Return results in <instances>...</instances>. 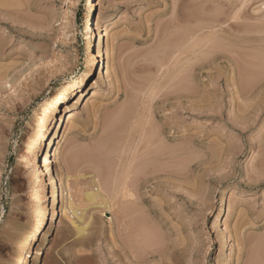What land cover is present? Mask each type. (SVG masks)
<instances>
[{
	"label": "rangeland",
	"instance_id": "obj_1",
	"mask_svg": "<svg viewBox=\"0 0 264 264\" xmlns=\"http://www.w3.org/2000/svg\"><path fill=\"white\" fill-rule=\"evenodd\" d=\"M235 1L97 0L96 9L90 0H0V264L31 262L26 244L42 230L41 175L32 166L40 120L86 69L98 29L108 64L78 102L70 99L75 115L53 163L60 214L46 220L52 233L37 264L129 263L124 200L105 204L109 172L121 171L128 149L109 122L134 94L152 111L148 131L162 136L154 144L170 148L158 153L159 171L139 177L138 201L129 200L153 229L140 262L264 264V0ZM182 34L180 44L190 43L183 56L174 46ZM65 204L82 233L62 215Z\"/></svg>",
	"mask_w": 264,
	"mask_h": 264
},
{
	"label": "bare ground",
	"instance_id": "obj_2",
	"mask_svg": "<svg viewBox=\"0 0 264 264\" xmlns=\"http://www.w3.org/2000/svg\"><path fill=\"white\" fill-rule=\"evenodd\" d=\"M237 1H235L234 4ZM241 1H242L241 4L243 5V6L242 5L241 6L244 7L245 6L244 3H246L248 0H241ZM90 2L92 5L91 7L97 9V6H98L97 0H90ZM236 4L235 5L232 4V5L236 6ZM238 8H240V7H238ZM236 9H237V7H236ZM239 10H241V9H239ZM238 13L239 12L237 11L234 15L231 16L232 20L239 17ZM227 16H229V15H227ZM216 18L218 19L220 17H218V15H216L215 17L212 18L213 21H215V22L219 21V19L217 20ZM211 23H213V22H211ZM207 25H209V22ZM217 25L219 26V24H216L214 26L216 27ZM198 26L199 25H197L195 29L203 28V26H201V27H198ZM205 26H206V24H205ZM209 27H210L209 29H211L212 25L211 26L209 25ZM206 28H208V26ZM194 30L192 29L191 32L193 33ZM222 30H224V29H222ZM197 33H198V31H197ZM184 34H186V35L188 34V36H190L189 34H191V33L189 31V32L184 33ZM184 34H182L183 36L180 35V38H179L180 41L175 42L174 43L175 45L173 44L174 46L178 45L177 51H178V53L180 51L181 55H182V53H183V55L186 53V52L184 53L185 48H187V46L190 45V43L187 42L189 44L187 46H185V48H184L183 45L180 44L182 41L181 39L187 40V38H188V36H186V38H184L185 37ZM193 35H194V33H193ZM195 35H197V34H195ZM93 36H94V34H93ZM103 36H104V31L102 29H98V38H97V34H95V41H96L95 47L96 48H93L94 52L88 57V59L86 61V69L78 77L73 78L65 86V88L61 90V93L56 97L54 104L49 108L47 113H45L46 115L43 116L44 118H42V120H40L41 122H40V125L38 127V134H37V145H36V147L34 149V153H33L32 166L41 175V178H40L41 184H42L41 193H40L41 194V197H40L41 208L38 212L39 213L38 214L39 219H38L37 224L40 225L42 230H40V232L38 234L35 233L34 235H31L29 237L30 243L26 244L25 254L28 255V257L31 259V262H28L27 261L28 259L23 260L21 258L22 259L21 262L23 261L24 264H37L38 261L41 260V256L43 255V253L46 249V246L48 244V241H49V239L51 237V233H52V223H49L46 220L50 215L52 217L51 222H53V220L55 219L54 216L56 214H57L56 218L58 219V217H59V214H60L59 205H60V203H59L58 192H57L58 191L57 190V178L55 176V172H54L55 168L53 166V163L55 160L54 159L55 158V151L56 152H57V150L61 151L60 150L62 148V138L61 137H62L63 125H64L65 121L67 124L66 130L67 129L70 130L72 118H74V115H75L73 110H72L74 104H72V100H70L71 97L74 96L73 99L74 100L77 99L76 102H78L82 98L85 90L89 89L90 82L93 79V75H95L97 70H99L101 72V74L103 73V77H104V66H105V64H108V61L107 62H104V61H105V58H108V57H105L106 52H105V44H104L105 42L103 41ZM198 36H200V35H198ZM198 36H195V37L197 38ZM191 38H193V37H191ZM224 40L227 41L226 39H222V42H224ZM189 41H191V39ZM219 42H221V40H219ZM185 45H186V43H185ZM173 49H174V47H173ZM175 49L173 51H175ZM171 50H172V48H171ZM168 53H171V51L169 50ZM178 53H175V55ZM165 54H163L164 57H165ZM171 56H169V58ZM167 60H168V58H167ZM164 61H166V58H164ZM147 84H146V86H147ZM155 85H157V84H155ZM154 86L153 87L150 86L151 89L154 88ZM151 89L149 90L150 93H151ZM153 91H152V95L155 96V94H153ZM146 93H147V90H146ZM149 95H151V94H149ZM140 96H141V94H140ZM130 98L128 100L129 101L131 100V101L130 102L128 101V104H126V105L124 104L123 108L116 115L114 114L115 115L114 118L113 119L111 118V120H110L111 122H109L108 129H109L110 134L114 133L117 130L124 132L123 139H125V143H126L128 149H126V148L122 149V152H125V153H124L123 162L119 160L120 162H122L121 171H118L120 169L117 170V172H119V175L116 174L117 173L116 172L112 178L113 168L110 167L111 168V170H110L111 174L109 172L108 176H110V175L111 176L109 177L110 179H108V180L112 179L115 182V184H114L113 188L111 189V194L108 197L109 198L108 201L105 200L104 202L107 201V203L105 204V207L107 206V208H113L117 204L122 203L121 201H119L120 199L124 200L122 203L124 207H121L122 209L123 208L124 209L123 210L120 209V212L123 211V214H122V212L119 213L120 215L122 214L121 215L122 219H121L120 228H121V233L123 231V234H122L123 237H121V242H123L122 244H123V248H124L126 257H128L130 259L128 264H143L140 262V259H141V258L139 259L140 251L138 249H140L143 242L150 241V240H147V238H151V237L147 236V238H146L145 235H148V233H149V235H153L152 234L153 229H149L150 227L148 224L149 223L151 224V222H149L148 220H150V219L147 220L148 221L147 223H146V221L143 222L144 221L143 217H147V216L140 217L142 215V213L141 214L138 213L140 211L135 210L136 208L131 205V202H133V201L135 202V200L138 201V198L136 197V195H137L136 188H137V185L139 183L140 178H143V176H145L142 173L150 174L151 171H152V173L154 171V174H155L157 172V170L159 171V168L157 167V169H156V166H155V165H157V163L155 164L156 159L159 158V154H160L159 151L162 150L161 152H163V150L170 149V148L165 146V144H166L165 141H162L164 143L160 144L159 146L157 145L158 143L154 144V138L156 140V138H157L156 136L159 135L158 137H160L161 135L160 134L157 135L158 132L156 134H154V132H153V134H152V133H150L151 131H148V130H150V129H148V125L151 124L150 120H152V119H150L151 116H149L150 115L149 111L151 113H152V111H151V109L148 111V105L146 106L145 102L141 99L143 97L140 98V97L135 96V94H134V96H130ZM145 99L147 100V98H145ZM152 101H153V98H152ZM150 103L148 101L147 104L150 105ZM154 126H155V124H154ZM156 128H159V126H156ZM156 128H155V130H156ZM148 133H150V134L148 135ZM161 137L157 138V139L161 140ZM146 138L148 140H145ZM149 139H150V141H153L150 143L151 145L149 144V142H150ZM144 140L147 142L148 145L146 143H144L146 146L143 144ZM142 144L144 146L143 147L144 149L143 148L140 149ZM152 144H154V145H152ZM152 146L154 147V149L152 148ZM162 146H163V148H162ZM145 147H149V148L147 149ZM155 147H157L158 150ZM166 153L168 154V152H166ZM167 154H165V156ZM122 155H123V153H122ZM158 161H161V160H157V162ZM135 162H136V164H138L137 166L134 165ZM137 162H139V163H137ZM113 166H115V165H113ZM131 177L134 178L133 181L130 179ZM135 180H136V182H134ZM130 181H132V182H130ZM112 184L113 183H111L110 185H112ZM68 192H69V190H68ZM119 195H120V199H117V196H119ZM134 197H136V199ZM125 201L126 202L129 201V204H128V202L126 203ZM124 202L126 205L124 204ZM127 204L131 205V206H127ZM226 206L227 205H225V206L223 205V208H222V209H224V211H223L224 214H225V212L227 213ZM61 210H62V212H61L62 215L67 216L68 219H70L71 223H73L74 225L77 226L74 218L73 219H72V217L70 218V215L68 214L69 211H68L67 204L62 206ZM137 214L140 216H138ZM220 215L218 216L219 217L218 223H222V220H223V217H221ZM49 219H50V217H49ZM144 224H146V226L149 227V228L148 227L147 228L150 231L149 230L147 231V228L144 226ZM152 224H153V220H152ZM85 227L86 226L78 225L77 231L79 233H82L84 230H86ZM222 230L229 237H231V234L229 233V230L226 226L223 227ZM121 233L119 232V234H121ZM134 242H135V244L133 245V247L134 248L139 247L137 249L135 248L138 251V253H135L134 248L131 246ZM261 243H262V241H261ZM137 244H138V246H137ZM261 247L264 248V246H261ZM254 251H256V250H254ZM261 252H264V251H261ZM253 253H256V252H253ZM262 254L264 255V253H262ZM230 258H231V254H230ZM260 258H261V260H262V258L264 260V257L261 256ZM255 261H256V258H255Z\"/></svg>",
	"mask_w": 264,
	"mask_h": 264
}]
</instances>
